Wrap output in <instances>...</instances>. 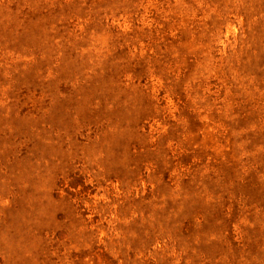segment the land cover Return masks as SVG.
I'll use <instances>...</instances> for the list:
<instances>
[{
    "label": "rangeland",
    "instance_id": "1",
    "mask_svg": "<svg viewBox=\"0 0 264 264\" xmlns=\"http://www.w3.org/2000/svg\"><path fill=\"white\" fill-rule=\"evenodd\" d=\"M0 264H264V0H0Z\"/></svg>",
    "mask_w": 264,
    "mask_h": 264
}]
</instances>
